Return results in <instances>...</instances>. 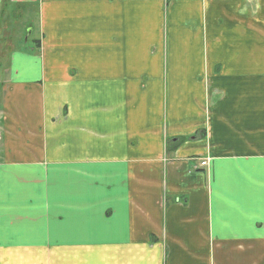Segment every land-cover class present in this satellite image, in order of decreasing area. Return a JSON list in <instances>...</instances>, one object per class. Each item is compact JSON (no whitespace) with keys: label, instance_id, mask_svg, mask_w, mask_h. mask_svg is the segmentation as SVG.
I'll return each mask as SVG.
<instances>
[{"label":"crops","instance_id":"0c3cea01","mask_svg":"<svg viewBox=\"0 0 264 264\" xmlns=\"http://www.w3.org/2000/svg\"><path fill=\"white\" fill-rule=\"evenodd\" d=\"M0 264H264V0H0Z\"/></svg>","mask_w":264,"mask_h":264},{"label":"rangeland","instance_id":"374dc122","mask_svg":"<svg viewBox=\"0 0 264 264\" xmlns=\"http://www.w3.org/2000/svg\"><path fill=\"white\" fill-rule=\"evenodd\" d=\"M10 9L12 10L13 7H10ZM16 21H18V19H16ZM29 27L26 26L25 28H23L22 31H23L24 35L23 34L19 35L18 33L20 31H17V30L15 31V29H13L10 33H8L9 36L7 35L8 37L6 38V41H7L6 47L11 48V50L15 49L16 47H18V48L25 47L27 44L24 42V39H25L27 30ZM33 38H36L35 34L33 36H29L28 41L31 42V39H33ZM3 41H4V39L1 41L2 44L4 43ZM28 47H29V45H27L26 50H28ZM203 162H206V160H202L201 163H202V165L207 164V162L205 164Z\"/></svg>","mask_w":264,"mask_h":264},{"label":"built area","instance_id":"2783aa9c","mask_svg":"<svg viewBox=\"0 0 264 264\" xmlns=\"http://www.w3.org/2000/svg\"><path fill=\"white\" fill-rule=\"evenodd\" d=\"M204 164L206 163V162H203Z\"/></svg>","mask_w":264,"mask_h":264}]
</instances>
